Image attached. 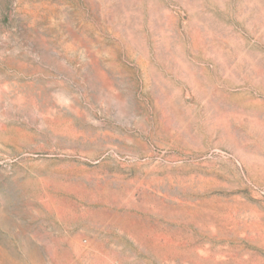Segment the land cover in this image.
<instances>
[{
	"label": "rangeland",
	"instance_id": "rangeland-1",
	"mask_svg": "<svg viewBox=\"0 0 264 264\" xmlns=\"http://www.w3.org/2000/svg\"><path fill=\"white\" fill-rule=\"evenodd\" d=\"M0 264H264V0H0Z\"/></svg>",
	"mask_w": 264,
	"mask_h": 264
}]
</instances>
